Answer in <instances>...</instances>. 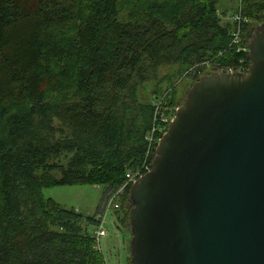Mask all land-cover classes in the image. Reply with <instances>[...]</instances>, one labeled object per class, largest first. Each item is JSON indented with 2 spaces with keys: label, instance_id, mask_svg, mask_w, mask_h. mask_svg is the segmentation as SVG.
<instances>
[{
  "label": "trees",
  "instance_id": "trees-1",
  "mask_svg": "<svg viewBox=\"0 0 264 264\" xmlns=\"http://www.w3.org/2000/svg\"><path fill=\"white\" fill-rule=\"evenodd\" d=\"M220 1L0 0V264H104L92 233L103 204L86 214L42 189L124 184L145 158L155 102L184 99L160 69L194 82L248 67ZM237 1L246 45L264 0ZM130 186L116 198L123 226Z\"/></svg>",
  "mask_w": 264,
  "mask_h": 264
},
{
  "label": "water",
  "instance_id": "water-1",
  "mask_svg": "<svg viewBox=\"0 0 264 264\" xmlns=\"http://www.w3.org/2000/svg\"><path fill=\"white\" fill-rule=\"evenodd\" d=\"M194 81L128 191L130 264H264V23Z\"/></svg>",
  "mask_w": 264,
  "mask_h": 264
},
{
  "label": "rangeland",
  "instance_id": "rangeland-1",
  "mask_svg": "<svg viewBox=\"0 0 264 264\" xmlns=\"http://www.w3.org/2000/svg\"><path fill=\"white\" fill-rule=\"evenodd\" d=\"M238 3L236 0H221L218 8L221 12L222 19H232L234 13L233 7ZM176 66L171 68H162L159 71V77H170L172 82L177 83L175 96L180 100L184 98L186 91L193 83L191 74L177 73ZM170 82L168 79L163 81V89ZM167 91L160 96L163 98V105L172 108L174 111L181 104L166 101ZM164 95V96H163ZM165 97V100H164ZM170 110V112L172 111ZM101 184H73L62 186H49L42 189L45 197H51L60 205L66 208L74 207L76 210L86 214H93L98 205H102L106 196L111 191H103ZM105 191L107 192L106 194ZM120 213V212H119ZM102 228L105 234L100 237V252L104 264H129V240L131 238L129 226L120 225L118 222V212L113 207L108 208L106 216L102 219Z\"/></svg>",
  "mask_w": 264,
  "mask_h": 264
},
{
  "label": "built area",
  "instance_id": "built-area-1",
  "mask_svg": "<svg viewBox=\"0 0 264 264\" xmlns=\"http://www.w3.org/2000/svg\"><path fill=\"white\" fill-rule=\"evenodd\" d=\"M240 2V0H239ZM232 19L235 22V27L231 33V44L237 47L238 51L246 52L248 54V44L245 45L244 38L242 36V28L243 24L247 22V19L241 15L240 5L238 8V12H236ZM248 67L244 65L243 58L240 59L239 64L236 67L229 66L225 69H220L219 71L227 72V73H245ZM163 98L159 99L155 102L154 106V115H153V124L150 131L146 134V152L145 158L138 165V167L132 171H127L126 180L124 184L121 185L119 189L116 191L108 193L104 202H103V210L99 219V223L93 228L92 233L95 241L94 248L100 251V242L99 239L101 236L105 234V231L102 228V219L106 216V212L108 208L113 207L117 209L119 207L118 202L116 201L117 196L123 191L124 187L127 185H132L134 181H136L139 177L144 175L151 169V163L155 155L156 146L158 141L162 137V135L166 132L170 122L172 121L176 109L173 111L172 108H168V106L163 105ZM170 110H172L170 112Z\"/></svg>",
  "mask_w": 264,
  "mask_h": 264
}]
</instances>
